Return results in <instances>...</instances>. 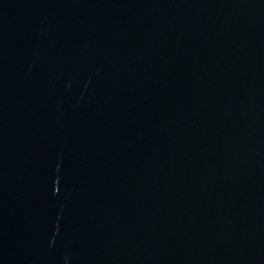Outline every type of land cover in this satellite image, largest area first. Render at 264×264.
<instances>
[{
  "label": "water",
  "instance_id": "95a60500",
  "mask_svg": "<svg viewBox=\"0 0 264 264\" xmlns=\"http://www.w3.org/2000/svg\"><path fill=\"white\" fill-rule=\"evenodd\" d=\"M0 264H264V0H0Z\"/></svg>",
  "mask_w": 264,
  "mask_h": 264
}]
</instances>
